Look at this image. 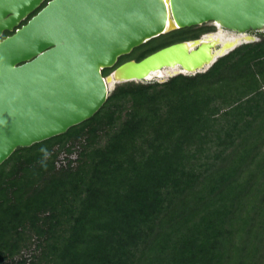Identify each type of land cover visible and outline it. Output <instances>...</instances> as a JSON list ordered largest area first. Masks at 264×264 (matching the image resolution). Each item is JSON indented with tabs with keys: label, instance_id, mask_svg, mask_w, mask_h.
Instances as JSON below:
<instances>
[{
	"label": "trees",
	"instance_id": "obj_1",
	"mask_svg": "<svg viewBox=\"0 0 264 264\" xmlns=\"http://www.w3.org/2000/svg\"><path fill=\"white\" fill-rule=\"evenodd\" d=\"M213 29L162 34L102 75ZM257 36L205 73L117 85L90 119L17 148L0 165V264H264Z\"/></svg>",
	"mask_w": 264,
	"mask_h": 264
},
{
	"label": "water",
	"instance_id": "obj_2",
	"mask_svg": "<svg viewBox=\"0 0 264 264\" xmlns=\"http://www.w3.org/2000/svg\"><path fill=\"white\" fill-rule=\"evenodd\" d=\"M44 1L0 0V38L13 32L0 40V165L90 119L117 85L205 73L264 33V0ZM204 24L216 31L102 75L149 40Z\"/></svg>",
	"mask_w": 264,
	"mask_h": 264
},
{
	"label": "flooded vegetation",
	"instance_id": "obj_3",
	"mask_svg": "<svg viewBox=\"0 0 264 264\" xmlns=\"http://www.w3.org/2000/svg\"><path fill=\"white\" fill-rule=\"evenodd\" d=\"M47 1H49V0H45V1L41 4L40 8L42 7V5H43L44 3H47ZM38 10H39V9H37V11H38ZM34 13H36V11L33 12L31 15H29L24 21H27L30 17H32V15H34ZM24 21H22V22L20 23V26L23 25V22H24ZM213 28H214V27H213ZM214 31H216L215 28L213 29L212 32H214ZM5 33H6V32L3 33L2 37L0 38V40L3 39V36H4ZM10 33L12 34L13 32H10ZM11 34H10V35H11ZM258 34H262V33H253V35H255V36H257ZM8 36H9V35H8ZM5 37H7V36H5ZM5 37H4V38H5Z\"/></svg>",
	"mask_w": 264,
	"mask_h": 264
},
{
	"label": "bare ground",
	"instance_id": "obj_4",
	"mask_svg": "<svg viewBox=\"0 0 264 264\" xmlns=\"http://www.w3.org/2000/svg\"><path fill=\"white\" fill-rule=\"evenodd\" d=\"M233 38V37H232ZM230 36L229 37H223V39L221 38L220 40L218 39V41H220L221 44H226L228 43V40L232 39ZM227 39V40H226ZM226 41V42H225Z\"/></svg>",
	"mask_w": 264,
	"mask_h": 264
},
{
	"label": "rangeland",
	"instance_id": "obj_5",
	"mask_svg": "<svg viewBox=\"0 0 264 264\" xmlns=\"http://www.w3.org/2000/svg\"><path fill=\"white\" fill-rule=\"evenodd\" d=\"M207 26H211L210 24H206ZM263 34V33H262ZM258 37V36H257Z\"/></svg>",
	"mask_w": 264,
	"mask_h": 264
}]
</instances>
